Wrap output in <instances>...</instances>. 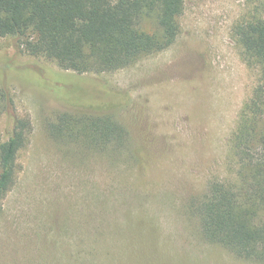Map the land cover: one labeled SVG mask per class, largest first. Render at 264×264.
<instances>
[{
  "label": "rangeland",
  "instance_id": "374dc122",
  "mask_svg": "<svg viewBox=\"0 0 264 264\" xmlns=\"http://www.w3.org/2000/svg\"><path fill=\"white\" fill-rule=\"evenodd\" d=\"M255 14L264 15V0H185L167 49L84 74L101 84L96 97L110 98L94 109L126 129L114 152L50 134L57 113L71 106L46 73L74 72L0 36V140L15 116L32 127L0 212V264H259L202 238L188 206L209 180L232 175L231 138L257 77L233 27ZM142 27L156 25L145 19ZM75 92L87 97L86 89Z\"/></svg>",
  "mask_w": 264,
  "mask_h": 264
},
{
  "label": "trees",
  "instance_id": "16d2710c",
  "mask_svg": "<svg viewBox=\"0 0 264 264\" xmlns=\"http://www.w3.org/2000/svg\"><path fill=\"white\" fill-rule=\"evenodd\" d=\"M184 8L185 0H0V36L11 37L19 51L74 72L46 73L58 83L55 95L71 106L57 113L50 134L114 152L125 144L126 129L110 111L94 109L98 100L110 98L96 97L101 84L84 74L116 71L167 49L180 33ZM145 19H153L156 28L144 29ZM233 32L243 61L257 77L231 138L232 175L209 180L188 206L207 242L264 264V15L242 19ZM1 85L6 98V82ZM77 88L86 89L87 97L76 95ZM82 104L87 108H72ZM31 128L28 117L15 116L11 134L0 140V212L17 182L18 154ZM108 194L101 192L100 201Z\"/></svg>",
  "mask_w": 264,
  "mask_h": 264
}]
</instances>
